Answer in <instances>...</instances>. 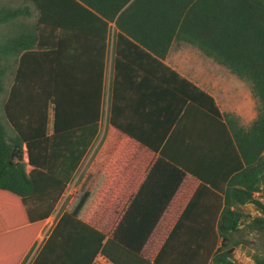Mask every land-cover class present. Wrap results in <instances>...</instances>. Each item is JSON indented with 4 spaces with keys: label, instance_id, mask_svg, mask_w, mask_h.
<instances>
[{
    "label": "trees",
    "instance_id": "16d2710c",
    "mask_svg": "<svg viewBox=\"0 0 264 264\" xmlns=\"http://www.w3.org/2000/svg\"><path fill=\"white\" fill-rule=\"evenodd\" d=\"M24 2L21 6L0 4V264L25 262L95 143L103 119L112 41L105 145L64 207L65 214L91 225L92 215L103 205L106 209L115 203L122 208L118 191L103 203L122 165L116 145L123 134L128 135L120 122V87L143 66H147V81L154 86L166 84L161 75L168 71L186 85L178 90L184 101L208 113L225 134L219 131L207 151H193V158L186 159L213 162L209 183L202 185L212 195L209 205L214 216L205 218L211 229L172 231L155 263L243 264L235 256L240 244L236 236L245 230L264 235V0ZM175 43L193 45L249 82L257 118L246 126L236 114H222L212 95L167 66L164 60ZM89 52L93 55L82 56ZM155 67H161L160 72ZM166 136L153 147L160 148ZM225 136L230 144H225ZM172 156L162 150L156 162L168 165L156 174L159 181L152 203L158 198L161 204L156 223L187 172L206 179L184 165L183 153ZM247 205L258 213L247 211ZM150 220L140 216L131 228L128 216H123L113 237L127 250L143 255L153 233L152 226H144ZM97 234L94 245L82 251L93 252L73 257L68 264L92 263L105 237L99 230ZM253 258L255 264H264V249Z\"/></svg>",
    "mask_w": 264,
    "mask_h": 264
},
{
    "label": "crops",
    "instance_id": "0c3cea01",
    "mask_svg": "<svg viewBox=\"0 0 264 264\" xmlns=\"http://www.w3.org/2000/svg\"><path fill=\"white\" fill-rule=\"evenodd\" d=\"M97 46L98 43H95L94 49ZM183 47L187 50H182ZM174 48L179 51L174 53ZM85 55L90 56L93 53L82 54V56ZM113 56L112 41V49L108 54L107 61V77L113 67ZM209 60L212 59L193 45L175 43L164 62L181 77L212 95L222 114H236L242 125H250L258 115L257 102L250 83L237 76L239 83L232 87V85L227 84L219 70L210 71ZM217 67L223 66L217 64ZM155 69L160 72L161 67H155ZM155 69L150 70L155 71ZM146 71L147 66L135 69L133 74H130L127 81L120 87L118 93L120 122L128 135L123 134L119 139L121 143L116 145L115 151L120 155L122 165L116 172L117 181L113 183L110 191L105 194L103 199L105 202L103 203H108L109 199L112 198L111 194L118 191V198L120 197L124 203L122 208L115 203L111 207H106V209L103 205L101 209H97L92 215L89 223L91 225H85L65 214L63 207L70 200L61 206V199L54 213L47 219L43 228L45 230H42L38 235L39 238L43 234L40 239L39 244H41V247L38 253H35L36 256L34 255V258L32 257V260L30 259L26 264H68L71 263L73 257L88 255L93 252V247L90 248L91 246H89L92 251H86V253H83V249L86 250L89 244L94 245L99 239L97 237L98 230L105 233V237L103 238L101 250L93 258L91 264H156L155 258L172 231L211 229L209 227L210 222L208 223L205 218L210 217V214L214 216V209L209 205L212 195L202 185L209 183V178L212 175L210 169L213 162L203 160L187 161L186 159L193 158V151H207L211 139L217 136L219 131L224 135V129L218 127L220 126L218 122L212 119L204 110L184 101L178 90L184 89L186 85L180 79L168 71H163L161 77L166 78V84L159 83V86H154V83L147 81ZM233 100L235 103L232 105L230 102ZM179 105H181L182 112L178 117L176 111ZM252 105L256 108L255 113L252 112ZM106 133L107 130L102 132L100 127L95 143L84 158L83 164L88 162V168L79 180L76 191L103 149ZM165 135L167 136L161 147H153L159 145ZM130 136L138 137L137 139L143 142L141 143ZM225 138V144H228L230 140L228 141L226 136ZM199 146L201 147L198 148ZM162 150L168 153V157L172 156L173 153L175 154L172 157H175L178 153H183L185 157L184 165L194 172L202 174L206 179L203 180V178L187 172L175 196L171 198L170 203L161 213L162 216L156 223L154 222L155 217L160 215L161 212V204L157 203L158 198L156 204L152 203L155 200V189L159 181L156 174L159 170L162 171L168 168L165 163L156 165L158 158L161 157ZM149 174H151V179L148 182ZM145 183L147 185L144 187L142 195L134 202ZM145 215L149 216L151 220L144 226L147 229L152 226L153 233L144 246L146 249L144 254L140 255L120 245L114 239L113 233L123 216H128L130 222L128 226L130 224L132 228L139 222L140 216ZM185 215L187 220H180V217ZM113 219H115V222L109 228V224ZM38 238L37 240H39Z\"/></svg>",
    "mask_w": 264,
    "mask_h": 264
},
{
    "label": "rangeland",
    "instance_id": "374dc122",
    "mask_svg": "<svg viewBox=\"0 0 264 264\" xmlns=\"http://www.w3.org/2000/svg\"><path fill=\"white\" fill-rule=\"evenodd\" d=\"M1 3H8L12 6H21V5L25 4L24 0H0V4ZM182 50L185 51V50H187V48L185 49L183 47ZM178 51L179 50L177 48L173 49L174 53H176ZM209 67H210V71L219 70L220 74L223 75L225 81H227V84L232 85V87H235L239 83L237 76L232 74L230 71L224 69L223 67H220V68L217 67L216 62H213V60H209ZM10 81H11V78L9 79V82ZM234 103H235L234 100L232 102H230V104H232V105ZM251 108L253 109L252 112L255 113L256 108L253 107V105ZM103 111H104L103 112V119L101 122L102 132L104 130H107V126L109 123V111H108V106H107L106 102L104 104ZM2 114H3V112H2L1 107H0V116H2ZM3 122L7 126L9 133H11L10 127L6 123V120L3 119ZM245 208L247 211H249L252 214L256 215L258 213L253 205H247V206H245ZM42 235L39 236V238H38L39 240H37L35 246L31 250V252L29 253L28 257L26 258V260L23 264H26L30 259L32 260V257L34 255L36 256V254L38 253V251L41 247V244H39V243L41 241L40 239H41ZM235 240H238L240 242V244L237 247L236 252H235V256L239 260V262H241L243 264H255L253 255L264 249V235H260L259 233L245 230V231H243V233L241 235H237Z\"/></svg>",
    "mask_w": 264,
    "mask_h": 264
},
{
    "label": "built area",
    "instance_id": "2783aa9c",
    "mask_svg": "<svg viewBox=\"0 0 264 264\" xmlns=\"http://www.w3.org/2000/svg\"><path fill=\"white\" fill-rule=\"evenodd\" d=\"M111 87H112V74L111 70L109 71L108 77H107V85H106V95H105V102L108 106V111L110 107V101H111ZM88 168V162L87 163H82L81 167L77 171L74 179L69 183L67 190L62 198V205L63 206L70 198L72 195L75 193L77 185L81 177L84 175L86 172V169Z\"/></svg>",
    "mask_w": 264,
    "mask_h": 264
}]
</instances>
